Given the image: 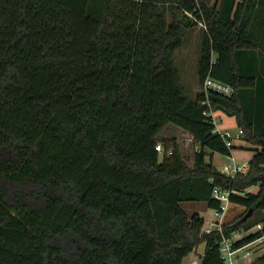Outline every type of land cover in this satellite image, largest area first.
Returning <instances> with one entry per match:
<instances>
[{
	"label": "trees",
	"instance_id": "1",
	"mask_svg": "<svg viewBox=\"0 0 264 264\" xmlns=\"http://www.w3.org/2000/svg\"><path fill=\"white\" fill-rule=\"evenodd\" d=\"M199 23L189 97L175 54ZM211 110L235 117L247 172L214 164L239 147ZM215 188L244 211L206 233L182 203L220 209ZM245 231L235 247L264 236V0H0V264H183L200 245V264H225L224 238Z\"/></svg>",
	"mask_w": 264,
	"mask_h": 264
},
{
	"label": "rangeland",
	"instance_id": "2",
	"mask_svg": "<svg viewBox=\"0 0 264 264\" xmlns=\"http://www.w3.org/2000/svg\"><path fill=\"white\" fill-rule=\"evenodd\" d=\"M203 1L212 4L216 0H203ZM204 31L205 29L203 27V24L200 23L194 28L186 30L184 43L182 47L175 54L176 67L178 69L180 79L185 89V92L189 97L194 96L195 94L194 90L198 86L199 80H198L197 70H198V63L201 54V49H202V43L205 35ZM230 132L233 135L240 134L238 128H234ZM163 135H168V136L175 135V137L179 141L181 151L183 152L184 155L189 157L190 163L193 164V161L191 159L193 157L196 146L193 143V140L191 136L188 134V132L184 131L178 126L171 125L165 128V130L163 131ZM227 159H228L227 156L224 154L215 153L213 155L214 164L221 170L223 166L226 165ZM208 160H210V157H208ZM195 203L196 202L182 203L183 208L190 216L195 212L197 213V210L198 212L200 211V209H197V206H195L196 205ZM235 206L236 205H230L229 210L226 213L227 216L225 215L226 217L225 221L233 220L229 218H231V216H233L234 213H237V210H235ZM210 213L213 215V210H211ZM210 213L208 214V216L210 215ZM260 227L261 225L255 226L254 228H252L251 231H256L257 229H260ZM245 232H240L238 236L239 239L243 237V235L249 233L250 231L246 233ZM251 245H252L251 252H253L255 256L264 254V237L258 238L256 241L252 242ZM204 249H205L204 245L198 246L194 252L188 255V257L184 260L183 264H200V259L204 253Z\"/></svg>",
	"mask_w": 264,
	"mask_h": 264
},
{
	"label": "built area",
	"instance_id": "3",
	"mask_svg": "<svg viewBox=\"0 0 264 264\" xmlns=\"http://www.w3.org/2000/svg\"><path fill=\"white\" fill-rule=\"evenodd\" d=\"M203 89L206 92L214 91L224 95H232L235 90L232 85L223 83L219 80L213 79L212 77H207L203 84ZM207 115L213 118L215 124L214 132L220 134L227 141V145L231 148L236 140L240 139V134L233 135L230 131L221 129L218 126V120L214 115V111L211 110ZM156 149L161 152H167L168 155L173 153L172 147L165 149L162 143L156 145ZM232 161L223 167V171L230 174H235L238 172H247L249 162L243 164H238L234 156L231 157ZM231 190H222L220 188H215L214 197L221 201L220 209L214 210V220H206L203 231L206 233H211L214 230L221 229L224 225L225 215L232 204L230 200ZM239 234L235 233L232 237L224 238L221 243V253L225 264H251L254 260L253 252H251L252 242L241 247H235V242L239 239ZM264 237V236H263ZM256 241V240H255ZM254 242V241H253Z\"/></svg>",
	"mask_w": 264,
	"mask_h": 264
},
{
	"label": "crops",
	"instance_id": "4",
	"mask_svg": "<svg viewBox=\"0 0 264 264\" xmlns=\"http://www.w3.org/2000/svg\"><path fill=\"white\" fill-rule=\"evenodd\" d=\"M198 89H199V81H198V86L194 90V93H195L194 96L196 95ZM214 115L217 118V120H218V126L221 129L228 130V131H232L234 128H238V130H239V127L237 126V122H236L235 117L228 116L227 114H225L222 111H214ZM236 135H238V134H236ZM235 145H237L239 148L234 149L232 151V155L237 160V163L238 164H243V163L249 161L250 158L253 156L254 152L250 149L251 147L248 145V143L246 141L242 140V139H238V140L235 141ZM237 158L240 159V160H238ZM228 161L229 160L227 159V163H228ZM251 190L252 191H257L258 190V187H252ZM195 204H196L195 206H197V209H200L199 212L197 210V213H199L202 216H204V218L206 220H214V219H216L215 216H214V212H213V215L210 213L212 209L208 208V206H207L206 203H204V202H196ZM231 205H236L235 206V210H237V213H234V215L231 216V218H229V215H228V218L229 219H234L236 216H238L239 214H241L244 211V207H242L240 205H237V204H233V203ZM209 213H210V215L208 216ZM232 217H234V218H232ZM253 256H254V259H255V258L259 257L260 255L259 256L258 255L255 256L253 254Z\"/></svg>",
	"mask_w": 264,
	"mask_h": 264
}]
</instances>
